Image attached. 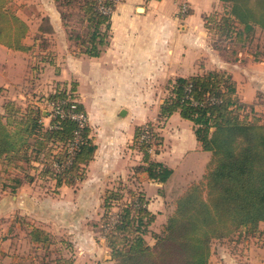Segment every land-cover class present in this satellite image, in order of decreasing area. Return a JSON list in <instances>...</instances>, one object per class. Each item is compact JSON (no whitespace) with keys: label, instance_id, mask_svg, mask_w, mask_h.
<instances>
[{"label":"trees","instance_id":"1","mask_svg":"<svg viewBox=\"0 0 264 264\" xmlns=\"http://www.w3.org/2000/svg\"><path fill=\"white\" fill-rule=\"evenodd\" d=\"M224 15L209 16L205 27L217 36L215 48L224 39L249 35L255 26L264 29V0H220ZM108 12L99 10V0H81V22L85 26L80 41L81 53L96 57L108 44L110 16L114 0H102ZM15 0H0V44L13 50H28L25 38L28 25L17 13ZM76 35L75 38H79ZM170 98L160 107V117L174 112L193 124L200 147L209 152L202 176L193 181L172 203L161 233H154V244L145 240L154 221L144 195L129 190V200L109 190L101 230L115 264H212V242L234 234L260 233L264 222V121L241 116L235 82L229 72L209 70L203 74L178 76L169 82ZM48 99L56 113L50 125L43 123L42 110L29 104L24 112L12 102L0 112V189L16 191L39 176L54 180L57 186H74L84 178V167L97 148L89 124H80L71 114H85L81 103L72 102L64 92ZM150 127V124L147 126ZM144 128L136 129L137 139ZM148 132V131H147ZM75 147L71 148L74 141ZM147 146L142 151L147 162L143 169L149 178L166 182L172 169L150 161ZM36 163V164H35ZM123 198V200H122ZM117 204L111 212V202ZM30 243L51 254L54 242L50 233L31 227ZM60 254L59 250H54ZM59 252V253H58ZM49 264H73L56 255Z\"/></svg>","mask_w":264,"mask_h":264},{"label":"rangeland","instance_id":"2","mask_svg":"<svg viewBox=\"0 0 264 264\" xmlns=\"http://www.w3.org/2000/svg\"><path fill=\"white\" fill-rule=\"evenodd\" d=\"M15 1L19 5L18 15L28 25L23 42L29 46V49L24 53L8 56L4 59L5 62L2 60L5 56L0 54V112H3L2 106L7 102L14 103L15 108H21L22 113L29 104H35L42 110L43 115L49 114L43 118V123L49 126L56 116V111L53 110V104L48 96L64 92L72 102L84 106V122L89 124L90 136L97 146L96 139H100L98 133L102 131L112 135L115 121L125 116L118 113L116 102L99 94V86L94 78V61L80 52V41L85 31V26L81 22V0ZM149 1L114 0V4L116 9H122L123 4H126L129 10L136 14L135 7L148 4ZM191 6L189 0H158L151 9L156 11L155 15L162 14L165 18L170 16L177 24H184L191 14ZM224 13L225 5L221 4L218 9L206 15L205 20L212 15L220 17ZM122 23L119 21V25ZM40 30L42 34L38 33ZM76 35L80 37L75 38ZM208 38L215 44L217 36L212 31L208 34ZM237 38L234 34L218 43L220 45L217 47L223 50L225 58L234 62L238 56L253 57L255 62L264 60V29L255 26L249 35H243L241 40ZM167 47L171 50L169 45ZM172 80L171 78L158 87L160 93L158 99L145 102L155 106L152 118L139 117L141 108H144L138 106L143 102H134V106L129 105L130 110L133 108L131 116H128L131 136L126 142L123 141L118 155V165L123 171L114 172L115 168L112 165L117 163V160L112 155L114 146L113 140L110 139L105 150L94 152L93 158L96 157L97 160L92 159L84 167V178L74 186H57L54 180L40 177L39 170L32 169L30 173L36 175L33 182L23 184L16 191L0 189V264H49V260L56 255L69 258L73 264H109L105 256L111 257V252L101 232L102 217L107 211L104 206L106 192L116 191L121 194L124 201L129 200V190L138 191L135 175L140 171L146 172L138 169L147 166L142 147L148 145L149 160L156 161L159 150L174 147L172 142L179 138L178 135L182 131L190 126L193 129V124L189 120L179 123L176 120L166 127L169 116L160 117L161 105L171 96L169 82ZM238 100L245 105L239 108L241 116L258 117L264 121V97L258 98V106L256 102L245 103L240 97ZM125 103L130 104V102ZM174 113L179 114V112ZM137 128H144L142 137L138 139ZM181 142H185V139ZM207 154L210 156V153ZM193 160L194 162H187L186 165L192 167V173H189L188 177H183L181 173L178 175L180 184H186L185 188L203 173L200 157L195 155ZM126 161L130 163L125 165ZM180 169L183 170V167ZM116 204L112 201L108 210L116 212ZM171 210L163 215L153 214L154 221L149 225L150 234L145 235L148 244H154L153 234L161 233L165 216L167 217ZM33 226L45 229L54 240L49 246V251L52 252L47 257H44L47 252L44 248L35 247L29 241L28 232ZM259 230L260 233L256 236L234 234L230 238L214 240L211 262L251 264L252 258L261 256L264 260V225ZM54 250H59L60 254ZM253 250H256L258 255L251 256V254L246 258V252L253 253ZM250 257L252 258L249 260ZM112 261L114 260L111 259V264Z\"/></svg>","mask_w":264,"mask_h":264},{"label":"crops","instance_id":"3","mask_svg":"<svg viewBox=\"0 0 264 264\" xmlns=\"http://www.w3.org/2000/svg\"><path fill=\"white\" fill-rule=\"evenodd\" d=\"M189 1L192 11L184 24H177L170 16L165 18L162 14L155 15L156 11L154 12L151 7L156 5L158 0H150L148 4L136 6V14L132 13L126 4L122 7L124 11L121 8L116 9L114 4L110 16L108 44L99 56L86 55L88 59L94 61V78L99 86V94L116 102L115 107L118 113L125 116L115 121L116 127H113L112 135L100 131L98 133L100 139H96L95 153L103 151L108 145V140H113L114 154L112 155L117 160V163L112 165L116 169H114L115 173L123 171L118 165V155H120L123 141L126 142L131 136L128 116H131L133 108L130 110L129 105L134 106V102H143L138 106L144 108H141L139 117L152 118L155 106H150L151 104L148 105L145 102L158 99L160 96L158 87L167 80L178 76L203 74L209 70H224L231 74L237 95L245 103L254 104L256 102L258 106V98L264 97V60L255 62L253 57L243 58L244 56L240 57L237 54L238 57L234 62L225 58L223 50L215 48L209 41L205 16L218 9L222 2L220 0ZM119 21L123 23L119 25ZM38 33L43 32L40 30ZM168 45L171 50L167 47ZM24 52L9 49L0 44V54L5 56L2 60L15 53ZM242 53L240 54L243 55ZM9 61L12 63L11 59ZM125 102H130V104ZM176 120L178 123L188 121L179 114L173 113L168 117L166 127ZM178 136V139L172 142L174 147L171 146L169 151L159 150L156 158V161L172 169L171 176L166 182L151 179L144 171L135 175L136 189L144 195L148 210L155 215L168 213L172 208L174 198L184 190L186 184H180L178 175L181 173L183 177H188L189 173H192V167L186 166L187 162H194L193 157L197 155L200 157L199 162H201L203 172L209 159L207 154L209 152L200 147L191 126ZM182 139H185V142H181ZM93 159L97 160L96 157ZM127 163L130 162L126 161L125 165ZM181 167L183 170L180 169ZM262 225L264 222H261L259 229ZM246 253V258L251 254V256L258 255L256 250H253V253ZM212 254L213 249L210 261ZM105 259L111 264L109 255L105 256ZM250 261L251 264H264L262 256L254 257ZM112 264H114L113 261Z\"/></svg>","mask_w":264,"mask_h":264},{"label":"built area","instance_id":"4","mask_svg":"<svg viewBox=\"0 0 264 264\" xmlns=\"http://www.w3.org/2000/svg\"><path fill=\"white\" fill-rule=\"evenodd\" d=\"M98 8H99V10H101L102 12H108V11H109V8H107V7H105V6L103 5L102 0H99V7H98ZM56 113H59L60 115H62V111L59 110V109L56 110ZM71 116H72L74 119L78 120V122H79L80 124L84 123V121H85V117L83 116V114H81V115H78V114H71ZM75 142H76V138H75L74 141L71 143V148H72V149L75 147Z\"/></svg>","mask_w":264,"mask_h":264},{"label":"water","instance_id":"5","mask_svg":"<svg viewBox=\"0 0 264 264\" xmlns=\"http://www.w3.org/2000/svg\"><path fill=\"white\" fill-rule=\"evenodd\" d=\"M123 113V112H122Z\"/></svg>","mask_w":264,"mask_h":264}]
</instances>
